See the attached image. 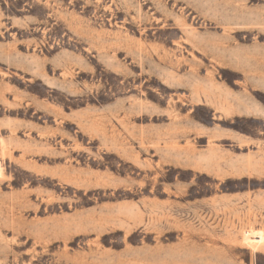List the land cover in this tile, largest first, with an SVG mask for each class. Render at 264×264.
Listing matches in <instances>:
<instances>
[{
    "label": "rangeland",
    "instance_id": "rangeland-1",
    "mask_svg": "<svg viewBox=\"0 0 264 264\" xmlns=\"http://www.w3.org/2000/svg\"><path fill=\"white\" fill-rule=\"evenodd\" d=\"M0 264H264V0H0Z\"/></svg>",
    "mask_w": 264,
    "mask_h": 264
},
{
    "label": "bare ground",
    "instance_id": "bare-ground-1",
    "mask_svg": "<svg viewBox=\"0 0 264 264\" xmlns=\"http://www.w3.org/2000/svg\"><path fill=\"white\" fill-rule=\"evenodd\" d=\"M1 174V173H0Z\"/></svg>",
    "mask_w": 264,
    "mask_h": 264
}]
</instances>
